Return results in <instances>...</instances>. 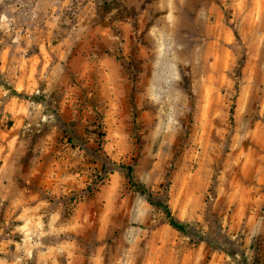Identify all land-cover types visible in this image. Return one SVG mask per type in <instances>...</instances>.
Segmentation results:
<instances>
[{
  "label": "rangeland",
  "instance_id": "1",
  "mask_svg": "<svg viewBox=\"0 0 264 264\" xmlns=\"http://www.w3.org/2000/svg\"><path fill=\"white\" fill-rule=\"evenodd\" d=\"M0 264H264V0H0Z\"/></svg>",
  "mask_w": 264,
  "mask_h": 264
},
{
  "label": "trees",
  "instance_id": "2",
  "mask_svg": "<svg viewBox=\"0 0 264 264\" xmlns=\"http://www.w3.org/2000/svg\"><path fill=\"white\" fill-rule=\"evenodd\" d=\"M36 100H39V98H36ZM104 171H107L109 169L108 166H104ZM111 170H123V171H128V175H129V180H130V184L131 186L135 187L136 189L140 190L144 195H146L149 199V202L156 206L159 207L161 209L164 210V212L167 214L171 225H173L176 229L189 234L191 227L187 224H184L182 222H180L178 219H176L173 216L172 210L168 205L163 204L162 202L156 201L153 194L146 188L143 187L141 185H138L135 180H134V168L132 166H119V167H112ZM200 241L202 242H207L208 244H210L212 247L217 246L216 243H214L213 241H210L208 239H206V237L204 235H201V237L199 238ZM221 247H223L222 245H220Z\"/></svg>",
  "mask_w": 264,
  "mask_h": 264
},
{
  "label": "bare ground",
  "instance_id": "3",
  "mask_svg": "<svg viewBox=\"0 0 264 264\" xmlns=\"http://www.w3.org/2000/svg\"><path fill=\"white\" fill-rule=\"evenodd\" d=\"M167 29H169V27Z\"/></svg>",
  "mask_w": 264,
  "mask_h": 264
}]
</instances>
